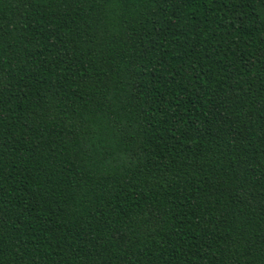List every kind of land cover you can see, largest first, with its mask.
I'll return each mask as SVG.
<instances>
[{
  "label": "trees",
  "instance_id": "obj_1",
  "mask_svg": "<svg viewBox=\"0 0 264 264\" xmlns=\"http://www.w3.org/2000/svg\"><path fill=\"white\" fill-rule=\"evenodd\" d=\"M0 264H264V0H0Z\"/></svg>",
  "mask_w": 264,
  "mask_h": 264
}]
</instances>
